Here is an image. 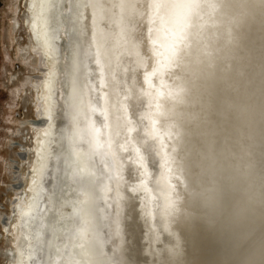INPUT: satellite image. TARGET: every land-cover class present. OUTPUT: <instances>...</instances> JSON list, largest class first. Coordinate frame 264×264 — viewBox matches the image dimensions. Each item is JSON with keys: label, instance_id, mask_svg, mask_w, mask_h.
<instances>
[{"label": "snow or ice", "instance_id": "6c2138e0", "mask_svg": "<svg viewBox=\"0 0 264 264\" xmlns=\"http://www.w3.org/2000/svg\"><path fill=\"white\" fill-rule=\"evenodd\" d=\"M62 6L77 17L75 22L71 15L68 17L73 29L67 36L62 73L67 77L71 67L80 66L75 34L83 38L89 79L97 80L98 84L95 88L88 86L89 100L85 103L76 94L78 81H73L75 115L69 131L78 140V147L73 149L76 162L65 160L61 166L58 158L46 177L55 182L49 189L53 196L64 186L81 191L86 185L88 191L95 193L103 205L96 213L103 221V234L90 230L91 221L82 208L65 201L62 207L68 212L71 225L66 234L68 243L57 249L62 259L52 264H149L141 259L138 241L145 234L149 236V246L153 235L160 241L157 212L171 248L165 259L159 262L154 259L151 264H203L191 257L204 237L213 231L198 199L205 173L212 167L235 174L236 159L251 151L247 146L233 145L229 153L232 144L229 120L240 111L231 97L236 83L247 79L243 39L232 25L226 34H218L213 44L197 52L183 46L179 37L163 34L148 17L137 20L134 15H122L118 32L108 28L110 20L106 16L101 18L98 42L95 11L89 29L87 23H79L89 19L86 12L80 13L81 8L124 9L140 5L112 6L98 0L74 5L68 0ZM259 9L262 120L259 162L264 170V2ZM110 37L114 38V47ZM102 48L118 53L124 50L115 57V69L111 53L105 58ZM73 61L75 64L70 67ZM58 83L63 86L62 81ZM46 84L50 85L51 80ZM103 87L110 91L102 93ZM93 91H96L94 99ZM60 95L63 99L66 94ZM46 111L51 119H63L65 109L61 103L55 114L52 108ZM80 153L89 157L84 166L78 162ZM246 159L247 163L252 162L254 153ZM243 171V167L238 170ZM153 200L160 201L158 209L151 206ZM32 264H45L43 256L39 259L33 256Z\"/></svg>", "mask_w": 264, "mask_h": 264}, {"label": "bare ground", "instance_id": "6f19581e", "mask_svg": "<svg viewBox=\"0 0 264 264\" xmlns=\"http://www.w3.org/2000/svg\"><path fill=\"white\" fill-rule=\"evenodd\" d=\"M14 1L12 0V3ZM67 2L68 0H23L21 23L26 41L16 46V55L20 56L24 64L25 73L17 79L14 87L15 92L24 91L27 94L25 101L30 106L31 119L17 121L14 132L20 141L25 139V130L26 134L30 133L31 136L30 144L25 148L26 155L19 153L24 157L20 158V162H25V168L22 172L16 171L15 177L11 176V180L17 178L21 183L12 188L9 197V217L6 219L7 222H2V228L7 236L6 245L0 248V255L6 257L2 264H32L33 256L39 259L40 255L43 256L45 264L59 262L62 256L57 254V249H63L68 243L66 234L71 226L67 218L68 212L62 207L65 201L75 203L77 207L83 209L85 217L91 221V231H101L103 223L96 214L103 205L98 202L95 193L88 191L86 185L81 191H73L64 186L62 191L57 190L53 196L49 189L55 182L49 181L46 177L47 170L50 167L55 168L58 158L61 160V166L65 160L76 162V153L73 149L78 147V140L72 138L69 131L75 115L73 81H78L76 94L81 95L85 103L89 100L88 86L95 88L98 84L97 80L89 79L90 69L83 56V38L75 34V46L80 53L78 59L81 63L77 69L71 67L75 61L71 62V72L67 77L62 73L67 36L73 29L68 17L71 15L74 22L77 18L75 13H70L62 6ZM85 2L86 0H71L74 5ZM87 2L92 3L93 0ZM98 2L112 6L121 3L140 5L139 8L124 9L81 8L80 13L86 12L89 19L81 20L79 23H87L89 29L92 26L90 18L95 11L98 42L101 39V18L104 16L110 20L108 28L116 32L119 31L118 25L122 15L125 17L134 15L137 20L148 17L163 34L168 37H179L183 46L197 52L213 44L218 34L224 35L230 26H235L236 34L243 39L246 47L244 71L247 79L236 83L231 97L240 111L234 113L229 120V137L232 141L229 153H232L233 145H239L241 148L247 146L251 151L241 153L236 159L235 174H225L223 169L212 167L206 171L199 188L198 199L205 216L211 221L213 231L204 237L191 258L202 261L203 264H262L264 170L261 169L259 162L262 131L259 5L264 0H98ZM10 9L12 13L15 12L14 3ZM10 20L11 28L17 29V20L14 17ZM238 20L239 23H236ZM110 39H113L114 47V38ZM101 51L105 58L109 52L111 53L113 69L116 55L124 53L122 49L119 53L112 49L106 51L102 48ZM140 79L142 81V75ZM49 80L51 84L47 85L46 82ZM58 81L63 82L62 87ZM107 83H110V79L106 80ZM100 91L108 93L110 89L103 87ZM61 93L66 94L63 99ZM95 96L96 91H93L91 97L94 99ZM113 98L115 99V96ZM61 103L65 109L63 119H51L46 109L52 108L55 114ZM8 110L12 111V107ZM21 147L23 146L19 145L17 149L22 150ZM16 153L18 152L15 151ZM252 153L254 159L247 163L246 158ZM88 160L86 154H79L78 162L81 166L86 165ZM240 167H243V173L238 172ZM152 195L158 196V193ZM85 200L87 202L82 203ZM159 204L160 201L153 200L151 206L158 209ZM156 231L160 235L159 242L153 235L149 246L147 234L138 241L142 248L141 259L147 260L149 264L154 259L157 262L165 259L168 249L171 248V244L167 242V234L162 230L159 212Z\"/></svg>", "mask_w": 264, "mask_h": 264}, {"label": "rangeland", "instance_id": "374dc122", "mask_svg": "<svg viewBox=\"0 0 264 264\" xmlns=\"http://www.w3.org/2000/svg\"><path fill=\"white\" fill-rule=\"evenodd\" d=\"M13 3L14 13L10 9ZM13 3L12 0H0V248L6 245L7 240L2 222H7L9 217V197L12 188L21 181L17 178L11 180V176L15 177L16 171L24 170L25 162L20 161L24 158L31 136L25 130V139L20 141L14 132L17 121L31 119V109L25 101L27 94L24 91L15 92L14 87L17 79L25 73L24 64L20 56L16 55V46L26 41V34L21 23L23 0H15ZM11 17L17 20V29L11 28ZM11 107L12 111H9ZM19 145L23 146L20 152L17 149ZM15 151L18 153L15 154ZM5 258L0 255V264Z\"/></svg>", "mask_w": 264, "mask_h": 264}, {"label": "water", "instance_id": "95a60500", "mask_svg": "<svg viewBox=\"0 0 264 264\" xmlns=\"http://www.w3.org/2000/svg\"><path fill=\"white\" fill-rule=\"evenodd\" d=\"M42 123V122H41ZM20 183H21V181H20ZM20 183H19V185H20Z\"/></svg>", "mask_w": 264, "mask_h": 264}]
</instances>
